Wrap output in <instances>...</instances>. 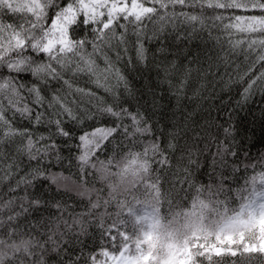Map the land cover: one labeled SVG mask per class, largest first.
Instances as JSON below:
<instances>
[{
  "label": "snow or ice",
  "instance_id": "obj_1",
  "mask_svg": "<svg viewBox=\"0 0 264 264\" xmlns=\"http://www.w3.org/2000/svg\"><path fill=\"white\" fill-rule=\"evenodd\" d=\"M208 41L219 49L215 57L199 51L198 42ZM222 82L242 85L240 99L222 120L210 106L197 124L201 105L189 111L185 101L213 99ZM165 85L174 105L162 103ZM257 93L264 101V0H0V264H49L51 257L52 264H102L74 250L87 234L83 216L99 199L69 221L62 200L45 198L52 186L74 190L52 171L69 159L64 151L78 152L81 196L92 191L84 187L86 169L98 172L93 158L109 144L114 153L127 148L125 173L161 182L170 154L179 153L181 183L195 180L191 166L204 162L209 180L234 181L252 162L243 121ZM259 110L264 119V105ZM18 118L30 127H17ZM106 118L113 123H101ZM93 121L78 137L66 127ZM99 164L119 167L115 155ZM97 226L115 242L118 225ZM99 255L104 264H124L107 248Z\"/></svg>",
  "mask_w": 264,
  "mask_h": 264
},
{
  "label": "trees",
  "instance_id": "obj_2",
  "mask_svg": "<svg viewBox=\"0 0 264 264\" xmlns=\"http://www.w3.org/2000/svg\"><path fill=\"white\" fill-rule=\"evenodd\" d=\"M204 35L206 40V33ZM198 43L202 56L210 53L215 57L219 52L212 41H208L206 45L203 42ZM152 47L154 50V46ZM171 58L170 56L169 59ZM26 79L31 80V77L27 76ZM197 79L198 76L194 72L193 84ZM142 83V81L136 82L135 86L140 87ZM242 88L240 84L226 88L222 82L217 85L213 99L202 102L197 98L190 105L187 101L185 104L189 111L195 109L198 104L201 105L195 116L197 124L207 117L210 106L213 117L217 116L216 109H221L222 120L224 112L232 108L235 101L240 99ZM156 91L160 93L159 89ZM100 94L104 95L102 92ZM163 95L162 103L175 104L174 96L169 99L167 85L164 86ZM204 95L207 96V92ZM262 105L264 101L257 93L245 110L247 116L243 121L244 134L253 138V145L249 149L252 162L246 166V171L241 170L235 180L228 183L222 182L215 176L209 180L207 162H204L203 167L199 169L192 165L191 170L195 180L189 179L188 182L181 183L183 175L177 172L176 167L178 163L176 157L179 153L170 154L171 165L167 167V175L161 182L154 178V174L133 175L131 171L125 173L123 168L127 161L120 158L127 148L123 151L116 149L114 153L113 146L109 144L103 152H99L97 157L93 158L98 172L91 167L86 169L88 174L84 187L92 191L81 196L77 194L78 191L83 190L79 187L82 178L75 159L78 152L73 149L70 155L68 151H64L63 155L69 159L64 160L60 165L53 164L52 171L62 172L64 176L69 177V186L74 190L58 193L55 186H52L50 194H46L45 198L54 197L62 200L68 206L65 216L69 221H71L70 213L73 215L88 213L91 203L98 199L100 203L99 208L91 210V216H83L87 234L80 236L81 245L74 244L75 253L78 254L82 247L85 253L96 254L98 261L104 264L105 257L99 255L102 248H107L110 254H117L124 248L133 257L135 264H162L168 250L172 246H178L188 249L189 259L186 264H264V249L253 246L257 242L256 224L251 225L250 230L247 228L241 239L233 238L219 252L211 250L206 244L210 240L215 241L219 227L224 221L232 218L244 204L264 192V158H259L260 154L264 153V119L261 118L259 110ZM241 116H245V112H241ZM101 123L110 124L113 121L106 118ZM16 126L30 127L27 121H21L19 118ZM95 126L94 121L86 122L82 128H76L72 124L66 125L77 137L85 129L90 130ZM38 131L45 129L41 128ZM73 142L78 143V140ZM166 143V140L162 141L161 146L164 147ZM134 150L142 151L143 147L138 145ZM113 155L118 160L119 167L114 169L109 166V169H105L100 166V161L107 163ZM23 162L27 163L26 158ZM180 163L188 165L187 159ZM72 181H76V184H72ZM2 194L0 192V195ZM105 201L108 202L107 205ZM105 212L107 215H102ZM100 220H104L105 227L113 223L118 225V230L113 233L116 235L115 242L104 236L103 231L98 228ZM89 221L95 223L89 224ZM261 230L264 231V225ZM76 231H79V227ZM143 255H146V258H142ZM54 259L55 257H51L49 264H52Z\"/></svg>",
  "mask_w": 264,
  "mask_h": 264
},
{
  "label": "rangeland",
  "instance_id": "obj_3",
  "mask_svg": "<svg viewBox=\"0 0 264 264\" xmlns=\"http://www.w3.org/2000/svg\"><path fill=\"white\" fill-rule=\"evenodd\" d=\"M256 224L257 242L254 245L261 249H264V231L261 230L264 225V192L255 196L249 202L244 204L240 211L236 213L232 218L224 221L219 227L218 234L215 241L210 240L206 242L207 247L215 252L221 251L227 243L233 240V238H242L244 231L250 226ZM150 226V223H148ZM204 243V241H202ZM117 259L123 260L124 264H135L133 257L128 254L123 248L117 254H111ZM142 258H146L143 255ZM188 249L185 247L172 246L163 260L162 264H186L188 261ZM106 260V258H105ZM105 262V261H104ZM110 264V262H108Z\"/></svg>",
  "mask_w": 264,
  "mask_h": 264
}]
</instances>
